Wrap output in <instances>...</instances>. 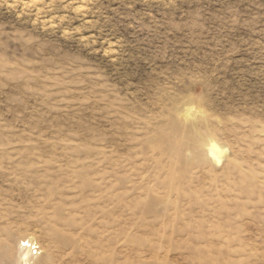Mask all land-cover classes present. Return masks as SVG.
<instances>
[{
  "label": "rangeland",
  "instance_id": "1",
  "mask_svg": "<svg viewBox=\"0 0 264 264\" xmlns=\"http://www.w3.org/2000/svg\"><path fill=\"white\" fill-rule=\"evenodd\" d=\"M0 264H264V0H0Z\"/></svg>",
  "mask_w": 264,
  "mask_h": 264
},
{
  "label": "bare ground",
  "instance_id": "2",
  "mask_svg": "<svg viewBox=\"0 0 264 264\" xmlns=\"http://www.w3.org/2000/svg\"><path fill=\"white\" fill-rule=\"evenodd\" d=\"M209 152L212 156L215 157L216 161L219 162V160L221 159V154L223 153V150L220 149L219 146L215 145V143H212L209 145ZM222 213V212H221ZM230 225V224H229ZM219 243V242H218ZM247 258V257H246Z\"/></svg>",
  "mask_w": 264,
  "mask_h": 264
},
{
  "label": "built area",
  "instance_id": "3",
  "mask_svg": "<svg viewBox=\"0 0 264 264\" xmlns=\"http://www.w3.org/2000/svg\"><path fill=\"white\" fill-rule=\"evenodd\" d=\"M22 246L29 248V250L31 251L32 255H37L38 254L39 249H38L37 245L31 244L30 242H23Z\"/></svg>",
  "mask_w": 264,
  "mask_h": 264
}]
</instances>
